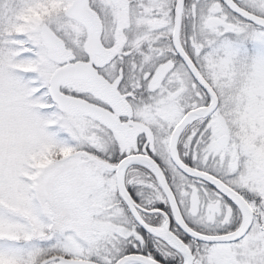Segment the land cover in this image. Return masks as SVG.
<instances>
[{
  "label": "snow or ice",
  "instance_id": "obj_1",
  "mask_svg": "<svg viewBox=\"0 0 264 264\" xmlns=\"http://www.w3.org/2000/svg\"><path fill=\"white\" fill-rule=\"evenodd\" d=\"M0 264H264V0H0Z\"/></svg>",
  "mask_w": 264,
  "mask_h": 264
}]
</instances>
